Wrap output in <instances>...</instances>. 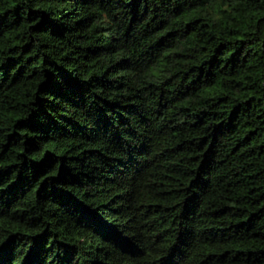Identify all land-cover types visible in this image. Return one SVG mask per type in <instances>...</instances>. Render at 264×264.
I'll list each match as a JSON object with an SVG mask.
<instances>
[{
    "label": "trees",
    "instance_id": "16d2710c",
    "mask_svg": "<svg viewBox=\"0 0 264 264\" xmlns=\"http://www.w3.org/2000/svg\"><path fill=\"white\" fill-rule=\"evenodd\" d=\"M0 264H264V0H0Z\"/></svg>",
    "mask_w": 264,
    "mask_h": 264
}]
</instances>
